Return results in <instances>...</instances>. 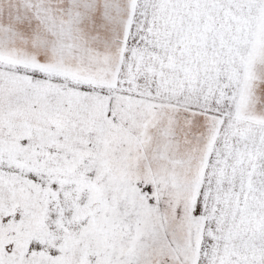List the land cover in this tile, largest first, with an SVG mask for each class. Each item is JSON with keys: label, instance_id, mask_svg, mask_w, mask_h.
<instances>
[{"label": "snow or ice", "instance_id": "obj_1", "mask_svg": "<svg viewBox=\"0 0 264 264\" xmlns=\"http://www.w3.org/2000/svg\"><path fill=\"white\" fill-rule=\"evenodd\" d=\"M0 264H264V0H0Z\"/></svg>", "mask_w": 264, "mask_h": 264}]
</instances>
